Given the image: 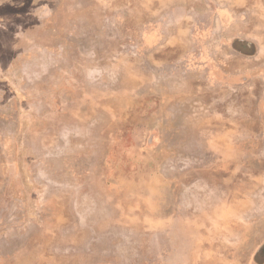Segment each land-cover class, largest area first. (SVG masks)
I'll list each match as a JSON object with an SVG mask.
<instances>
[{
  "label": "rangeland",
  "instance_id": "obj_1",
  "mask_svg": "<svg viewBox=\"0 0 264 264\" xmlns=\"http://www.w3.org/2000/svg\"><path fill=\"white\" fill-rule=\"evenodd\" d=\"M260 239L264 0H0V264Z\"/></svg>",
  "mask_w": 264,
  "mask_h": 264
},
{
  "label": "crops",
  "instance_id": "obj_2",
  "mask_svg": "<svg viewBox=\"0 0 264 264\" xmlns=\"http://www.w3.org/2000/svg\"><path fill=\"white\" fill-rule=\"evenodd\" d=\"M214 3L213 1H208V3ZM219 7H221V11H228L229 13H232V5L231 3H226L223 5H218ZM219 9V10H220ZM234 18H232V15H230V17H226L225 20H220V22L223 24V26L226 25H231V22ZM246 57L250 58V57H254V54H248L246 55ZM209 229H214L213 231L215 232H220V233H227L231 230L232 226H214L212 227H208ZM197 228L194 232L198 231ZM216 246V245H214ZM256 247H258L256 250V255L258 254V252L264 250V239H260L257 241ZM203 248V247H202ZM199 254V256H198ZM227 255H230V259L228 260V262L226 261L227 259ZM225 256V257H224ZM224 256H217L214 252H210V254L207 255V252L205 253H200V252H196V254L194 253V256L192 257L191 261L190 258L191 256L185 257L184 258V262L183 264H264V259H262L261 261H251L248 262L247 257H245L243 254L241 256L238 255H234L233 253H229V252H225ZM186 259H188L186 261ZM223 260L221 263L219 261ZM178 264H180V262H178Z\"/></svg>",
  "mask_w": 264,
  "mask_h": 264
}]
</instances>
